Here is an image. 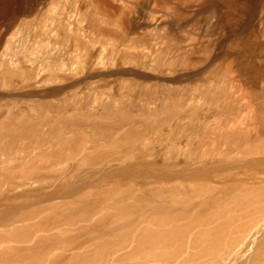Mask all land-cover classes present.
I'll list each match as a JSON object with an SVG mask.
<instances>
[{
	"label": "bare ground",
	"instance_id": "obj_1",
	"mask_svg": "<svg viewBox=\"0 0 264 264\" xmlns=\"http://www.w3.org/2000/svg\"><path fill=\"white\" fill-rule=\"evenodd\" d=\"M21 1L23 2V0H0V6L2 7V12H3L2 16L5 17L7 15H13L17 11H19L21 9V6H23L21 4ZM133 1H135V0H133ZM174 1H176V0H174ZM27 3H28V1H27ZM132 3L133 2H131V0H83L82 6H86V8L88 10V11L86 10L87 15L92 16V19L90 20V24H91L90 26L97 29V31L99 32V34L102 37L106 36V38L109 37V38H111V40H113V45H112L113 48H111L113 50V52H115V53L119 52L120 53V51H121L124 53V52L128 51L130 53V50H136L135 44H139L141 46L140 47L141 50L139 51L140 53L138 52V55L140 54V58L138 59V57H137L138 60H136V59L133 60V58H131V57H126V58H128L127 60H129V58H130V60L128 62H126L125 65H128L130 67L132 66V67L128 70L125 69V71L124 70L121 72L119 71L120 73L118 72L119 75H121V77H123V80L120 78V80H122V83L120 84V86H122L128 90V92L127 91L126 92L128 93L127 95H129V98H131L135 95H143V96L145 95V97L147 98V102L149 101L151 103V101L154 100V93H156L155 91L157 89L159 90V88L161 89V87H162L161 92L163 94L165 93L167 96L170 95L171 97H169V96L168 97L170 99H172V95H174L175 92L173 90L167 88L166 85L164 86V84L162 82L163 81H172L174 79V77L176 76V74H179L180 70L178 69L179 70L178 71L177 69H175L176 67L178 68L177 65H179V63H180V61L178 59H181L183 61L182 62L183 64L180 63L179 66H181V65L184 66V68H182V69L180 68L183 71V74H181L182 72L180 73L181 75L184 76V74L186 72H188L189 70L191 71L192 70L191 67L195 66V65H193V63L196 64L195 61L198 60V59L195 60L193 58L196 57L195 55L199 52V50H201L202 48L204 50L207 46H209L211 38H209V36L205 30L201 31L200 33H196V34L188 33V35H185L182 38L177 37L173 33L171 35H168V36L167 35H164V36L158 35V33H156L157 32L156 30L164 21L165 18H163V16L150 17V21L148 24L151 25L153 27V29H155V30H152L153 33L151 32L149 34H146L145 36H142L141 33L138 34L139 33L138 32L139 29L137 28L138 26L137 27L133 26L134 23L132 24V22L128 19L129 16L127 17L124 15V10H121L118 8V7L123 8V9L125 8V10H126V8L131 7ZM252 3H253V0H252ZM196 4H198V3H196ZM115 5L116 6L118 5V6L114 7ZM50 6H51V4H50ZM72 6H73V4H72ZM198 6H200V5H198ZM256 6L258 7V5H256ZM256 6H255V8H256ZM169 7H171V6H169ZM193 7L190 8L191 12H193L195 10ZM174 10H175V8H174ZM253 11H252V15L254 16ZM133 12H135V11H133ZM256 13L257 12L255 11V14ZM87 15L85 16V12H84V16L89 17ZM97 15H102V16L107 15V16L111 17L112 19L118 18V20L116 21L117 23L115 25L116 27L118 26V28H119L118 30H116L117 32L110 30V28H108L107 26H105V27H102V26L98 27L99 25L96 26L97 22L95 21L96 23L95 24L93 23V20H94L93 16H97ZM44 16H46V15H44ZM255 16L257 17V14ZM260 17H261V15H260ZM249 18H250V16H249ZM53 19H55V18H53ZM257 19H258V17H257ZM259 19H261V18H259ZM111 20H110V22L112 23L113 20L112 21ZM191 22H192V20H191ZM250 22L252 23V21H250ZM43 23H44V21H43ZM81 23H79V24H81ZM114 23H115V21L113 22V26H114ZM176 24H178V23H176ZM177 26H176V28H177ZM181 29H183V28H181ZM187 29H189V28H187ZM92 30H94V29L92 28ZM21 31H23V30H21ZM166 32H164V33H166ZM197 32H199V31H197ZM72 33H73V31H72ZM259 35H262V34L259 33ZM73 36H75V35H73ZM71 38H73V37H71ZM94 41H96V38ZM55 43H57V42H55ZM65 43H66V40H65ZM75 43H78V42H75ZM64 45L67 46V44H64ZM79 47H81V46H79ZM44 49H45V47H44ZM206 49H208V48H206ZM85 50L88 51V49H86V48H85ZM51 51L52 52L50 54L48 53L47 57H46L47 58L46 63H45L46 67L41 68V69L39 68L40 69L39 71H37V69H35L34 62H36V61H34L32 59V57L30 58V55H28V54H30L29 52L26 55H24L23 61L25 63L24 65L26 66L27 69L25 71H23V73L19 74V71H17L19 66L21 67V65L23 63L22 61H20V63L19 62H11L12 67H10V69L6 67L4 69L5 73L8 76H17L18 75L20 78V80L18 81L19 85H20L19 89L21 91H24L25 93L22 96H20L21 94L17 95L18 97H16V98L12 95H9V94H7L9 96L5 97L6 96L5 95L2 98L11 99V102L13 101V102H18V103L21 102L24 98H25V102H26V100L30 101V89L31 88H38V87H41L47 83H49V85H52L50 83H54V82L62 83V87L58 90H55L51 94L57 95V94H64L67 92L66 94L70 96V94H68V91H71L72 93H74V95L75 94L77 95V88L80 85V83L82 82L81 79H83V78L78 79V78H76L77 76L76 77L74 76L75 72L79 68L77 66V63L74 61L73 62L66 61V60H69L68 57H67V59H62V58L58 57L57 54L54 52V49H52ZM87 51H85V52H87ZM24 53H26V52H24ZM44 53H45V50H44ZM44 53H42V54L44 55ZM111 53H112V51H111ZM33 54H31V56ZM122 55L125 58L126 55L125 54H122ZM211 56H213V55H211ZM76 57H78V56H76ZM93 57H94V54L93 55L90 54L89 59L92 62L91 65L93 66L92 68L90 66L91 71L98 72L100 74L99 71L104 70L103 69L104 63L101 61V59L99 57H96L94 59H93ZM115 57H117V54L115 55ZM221 58L223 59V57H221ZM106 59H107V56H106ZM119 59H120V57H119ZM193 60H195V61H193ZM227 60L230 61L231 59H227ZM7 61H8V59H7ZM80 61H82L81 58H80ZM178 61H179V63H177ZM224 61H225V59H224ZM86 63H88V61ZM86 63H84V64H86ZM176 63H177V65H176ZM213 63L214 62L212 61V64ZM88 64L90 65V62ZM222 64H223V66H225L224 69L226 68L227 70L230 71V74H229L230 76L228 78L230 79V77H231L230 82H231L233 88L238 87L240 90V91L239 90L238 91L247 97V100L245 99L247 101V106L245 105L247 107L246 108L247 111H246L245 115H247V117L250 119V122L251 121L255 122V119L257 116H255L256 114H254V112H256L257 115H260V114H258L256 109L258 108L260 110L263 108L262 104H260L261 106L258 105L260 102H258V104L256 102L254 103L252 98H250V97H252L251 94H253L252 91H255L254 92V94H255V93H257V90L255 89V87H252L251 85L246 83L245 82L246 80L243 82L241 80V78H239V75H235V73H237L238 71H236L234 73V71H233L234 67H232V63H226V61H225ZM40 66L41 65H39V67ZM210 66H211V64L209 65V68H210ZM233 66H234V64H233ZM87 67H85V69H87ZM37 68H38V66H37ZM82 69H80V70L83 71L84 69L83 70ZM110 69H112V68H110ZM195 69L196 68H194L193 70H195ZM205 70H207V69H204V71ZM20 72H21V70H20ZM84 72L87 73V70ZM84 72H83V74H84ZM93 72L88 73L87 74L88 77H87V75H85V78L86 77L87 78H96V77L99 78L98 74L93 73ZM193 72H195V71H192V73ZM79 74H78V76H79ZM91 74H94V75L91 76ZM82 75H80V76H82ZM119 75L116 76V78L119 77ZM224 75H226V74L224 73ZM103 76L109 77L107 74H104ZM196 76L197 77L202 76V78H199L198 80H196V78H194ZM177 77H178V75H177ZM177 77L175 78L176 80H177ZM186 77H187V79H194V81L195 80L201 81V83H196V84L194 83L196 85L195 87L198 90V92L200 91V93H201V91H203V90H205V91L208 90V88H207V90H206V88L201 90L203 87H207V85L205 86V82H203L204 79H206L205 77H207V76L203 75V73L200 72V73H195L192 75H186ZM208 77H210V76H208ZM211 77H212V75H211ZM114 78H112V79H114ZM118 79L119 78H117V80ZM222 79L225 80L226 78L223 77ZM9 80H10V78H9ZM209 80H207V82H209ZM219 80H220V78H219ZM96 81H99V80H96ZM105 82H104V84H105ZM108 83H110V82H108ZM190 83H191V81H190ZM7 84L9 86V83H7ZM184 84H186V83H184ZM187 84H189V83H187ZM212 85L213 84L211 83V86ZM223 85H225V84H223ZM11 86H12V84H11ZM57 86H59V84H57ZM105 86H106V84H105ZM189 86H192V85L189 84ZM209 86H210V83L208 84V87ZM227 86L230 87V85H228V84H227ZM216 87H217V89L220 88V89H218L220 91L223 88V87H221V85H220V87L219 86H216ZM52 89H54V88H52ZM186 89H187V87H186ZM211 89L209 91H213L214 87L213 88L211 87ZM197 90H195V88H194V90H193L194 92L192 91V93L197 94L198 93V92H196ZM225 91H227V90L223 89V91H221V93L223 95H225V93H226ZM35 92L38 93L37 91H35ZM119 92H121V91H119ZM119 92H118V94H119ZM123 92H125V91H123ZM216 92H217V90H216ZM200 93H198V95ZM229 93H231V92H229ZM82 94H84V93H82ZM118 94L116 93V95H118ZM123 94L121 93L122 96H123ZM165 94H164V96H166ZM196 94L193 95V97L191 96L193 98V99L191 98L192 102L194 101V103L198 100L197 99L198 97L197 98L194 97V96H196ZM204 94H205V96L208 95L206 93H204ZM56 95H55V97L58 96V95L57 96ZM127 95L125 93V95L123 97H126V99H127V97H128ZM216 95H218V94H216ZM228 95L229 94L227 93L226 99H227ZM237 95H238V92H237ZM164 96H162V97H164ZM86 97H88V96H86ZM111 97H112V95H111ZM115 97L116 96L114 94V97H112V99H114ZM123 97H120V98H123ZM186 97H185V99H186ZM118 98H117V100L120 99V98L119 99ZM129 98H128V100H132V98L131 99H129ZM146 98H144V99H146ZM169 98L166 99L167 103H164L165 102L164 98H161V99H163L162 100L163 102H162L161 108L156 107V109H158L157 112L160 110V112H162L168 116L174 115V114L179 115L182 112V107L184 106V103H183L184 101L182 102L180 97H178L179 100H176L175 102L172 101L174 103H173V105H171L172 103L169 104V102H168L170 100ZM178 98H176V99H178ZM195 98L197 99L196 101H195ZM210 98L212 100V97H210ZM215 98H217V96ZM222 98L219 97V99H221L220 101H222ZM97 99H98V97H97ZM112 99L110 98L111 102H112ZM140 99L142 100V98H140ZM183 99L184 98L182 97V100ZM204 99H205V97H204ZM207 99H209V98H207ZM207 99H205V100L207 101ZM231 99L232 98H230V100ZM258 99H256V100H258ZM134 100L136 101L135 98H133L132 101H134ZM199 100L204 103V100L203 101L201 99H199ZM211 100L209 101V104L211 103ZM69 101H70V99H69ZM71 101H73V100H71ZM187 101L189 102V100H187ZM215 101L217 103L218 100H215ZM111 102H109V103H111ZM120 102H121V99H120ZM188 102H187V104H188V106H187L186 101H185L186 107H188L189 111H192L195 113L196 108H194V103L192 104V102H189V103ZM197 102H196V104H197ZM135 103H137V102H135ZM213 103H212V105L214 106V104H216V103H214V104ZM147 104H149V103H147ZM206 104H208V103H206ZM142 105H144V104H142ZM217 105H218V103H217ZM223 105H224V103H223ZM257 105H258V107H256ZM8 106H9V104H8ZM221 106H222V104L220 103V105H218V107L220 108ZM112 107H114V106H112ZM117 107H118V105H117ZM255 107H256V109H255ZM12 108H14V107H12ZM217 108H215L216 111L220 112L221 110L220 109L217 110ZM15 109H16V107H15ZM110 109H111V106L107 102V104L104 107V110L110 111ZM151 109H150V111H151ZM198 109H201V108L198 107ZM121 110H123V109H121ZM186 110H187V108H186ZM113 111H111V112H113ZM150 111H149V114H150ZM102 112H103V110H102ZM116 112H117V110H116ZM116 112H114V113H116ZM262 112L263 113H261V114H264V111H262ZM126 113L130 114L128 112H126ZM151 113H153V111H151ZM202 113H203V111H202ZM228 114H230V113L228 112ZM72 115H74V114H72ZM72 115H70V116L73 118L74 116H72ZM134 115H136V114H134ZM178 115H177V117H178ZM219 115H223V113L222 114L220 113ZM219 115H217V116H218V118L221 119V116L219 117ZM195 116H198V114ZM142 117H145V116H142ZM190 117H191V115H190ZM247 117H245V118H247ZM149 118H150V120H152L151 119L152 117H149ZM195 118L192 119L193 122H194ZM245 118H243L244 121H241L242 118H241V120L239 118L238 120H240V121H237L233 124H230V126H228L229 124L227 123L228 121L226 119H224L226 121H223V119H221L222 121H221L220 125L217 124L216 125L217 127H214V128L208 127V126H212L209 124L206 127L207 124H205L206 123L205 121H204L205 123H202V125L205 124L204 127H206L203 130V132L205 133L204 135H207L208 138H209V136L212 137V135L216 136L217 139L213 143L216 144V142H217V144H219V145L221 144L223 146V148L225 147V149L222 148L221 151L213 150V151H209V153H208V152H206V151H208V149H206L204 152L205 154L202 153V155H198L199 151L197 152L196 150H194L196 152L195 153V152H192L193 151L192 150L191 151L192 153L190 151H187L188 153L183 154V153H181L182 150L180 149V147H182L183 145L179 142V141H181V139L180 140L177 139L178 142L180 143L179 146L177 143H176L177 145L174 144V142L172 143V140L170 139V141H169L171 143V144H169V145H171L170 146L171 148L169 147L170 152L168 153V155L165 157V159L163 161H158L154 157V153H151L153 150L150 149L149 147H147V144H145L143 142L140 143L139 141L137 142L136 141L137 138H136L135 141L137 143H140V145L137 144L133 139H132V144L134 142L137 145V148H139L142 144L140 149H136V148L134 149V148H131L128 146L129 148L124 150L126 152L121 154V156L117 157V159H119L120 161L115 159V160H117V163L115 165H113L112 162H109L108 159H107L108 161H104L103 163L96 161V160L100 159L99 155L100 154L102 155V153L100 151H97L100 153V154H98L99 158H97V159L95 158V160L92 159L93 161L91 160L90 163H93V164L100 163V165L102 164L101 165L102 172L100 173V175H97V173H95V175H94L92 172H88V171H86L87 173L83 172V174H82L80 172L81 171V169H80L81 163L80 164L78 163V164L73 165L71 167L69 165L70 168L68 167L65 170L63 169L62 172H59L61 174H59L57 172V170H60V168H61V166H59L60 167V168L58 167L59 169L54 170V171H56V173L59 174V176L54 177V175H56V174L52 175V173H50L51 176H49V175L44 176L43 175L44 177H42L41 175H37L35 172H33L36 170L31 171L32 170L31 167H33V166L30 167V161H25V162L21 163L19 166L11 164L13 161H15L16 158H18L17 157L18 155L11 152V145L4 146L1 149L2 155L6 154V156L8 155L10 157H8V163L9 164L6 165L3 169L5 171V174H7V172H8V175L5 178V181L7 182V186L5 187V189L1 188L2 186H1V182H0V264H264V140L253 139L250 135H248L250 133L247 134L245 132V130L247 129L246 131H248L249 128L251 129L249 131H254V129H257V128H254L255 123L246 122ZM9 119H11V117ZM88 119H89V117H88ZM170 119L172 120V118H170ZM220 119H219V122H220ZM16 120L17 121L15 123H13V119H12V122L0 123V133L7 131L11 135L15 131L16 132L23 131L24 128L28 125V120H26L25 117H20V118H17ZM118 120H119V118H118ZM150 120H148V122H147L148 127H150V125H152L149 122ZM186 120H187V118H186ZM190 121L188 122L189 124H191V122H192V121L191 122ZM2 122H4V121H2ZM198 122H199V120H198ZM143 123H141V124H143ZM195 123H196V120H195ZM260 123H263V122L261 121ZM155 124L157 125V123H155ZM170 124H172V123H170ZM175 125H177V124H175ZM96 128H98V127H96ZM192 128H193V126H192ZM192 128H191V130L194 131ZM167 129H169V128H167ZM180 129L182 130V128H180ZM187 129H189V128H187ZM197 129H199V128L197 127ZM141 130L144 131V129H142V128L140 129V131ZM171 130H173V129H171ZM183 130H185V129L183 128ZM135 131L131 132V130H129V133L131 132L132 134H135ZM176 131H177V129H176ZM192 131H190L191 134L193 133ZM112 132H113V130H112ZM190 132L188 134H190ZM254 132L256 133L257 131L255 130ZM259 132H261V131H259ZM141 134L143 135L144 132H141ZM202 134H201V136H202ZM27 135H29V134H27ZM161 135H163V133ZM196 135H198V134H196ZM204 135L202 136V138L204 137ZM96 136L98 137V134ZM105 136L108 137L109 135L105 134ZM167 136H169V134H167ZM170 136H173V135H170ZM93 137H95V136H93ZM97 137H95V138H97ZM128 137H130V134L127 136V138ZM142 137H144V136H141L139 138L141 139ZM146 137H147V135H145V138ZM157 137H158V141H160L159 136H157ZM234 137H236V138L234 139ZM86 138H87V136H86ZM91 138H92V135H91ZM109 138H111V136L108 137V139ZM145 138H143V139H145ZM205 138H206V136H205ZM205 138H203V139H205ZM147 139H149V137ZM156 139H155V141L157 142ZM70 140H71V138H70ZM105 140H106V138H105ZM124 140H125V137H124ZM152 140L153 139H151V142H152ZM31 141H32V139H31ZM91 141H92V139H91ZM155 141H154V143H156ZM182 141L184 142L183 139H182ZM190 141H188V142H190ZM8 142H9V140H8ZM40 142H41V144H43L42 141H40ZM125 142L128 143L129 141L127 140ZM130 142L128 143V145L130 144ZM148 142H150V140L147 141L146 143H148ZM162 142H164V140ZM188 142H187V146L189 144ZM16 144H17V142H16ZM114 144L116 145V143H114ZM132 144L130 146H132ZM160 144H162V143L159 142V145ZM112 145H111V148L113 151V148H116V147H115V145H114V147H112ZM134 145H133V147H134ZM152 145H153V143H152ZM211 145H214V144H211ZM23 146H25V145L23 144ZM94 146H96V145H94ZM14 147L16 148V146H14ZM21 147H22V145H21ZM79 147H80L79 148L80 150L83 149V148H81V146H79ZM82 147H84V146H82ZM122 147H125V144ZM126 147H127V145H126ZM205 147H206V144H205L203 149H205ZM198 148L199 147H197L196 149H198ZM161 149L163 150L162 147H161ZM166 149H167V147H166ZM183 149H187V147L183 148ZM214 149H216V148H214ZM76 151H78L77 148H76ZM23 153H24V151H23ZM200 153H201V151H200ZM208 154H209V156H208ZM109 155H110L109 157H111V154H109ZM6 156H5V158H6ZM95 156L97 157V155H95ZM26 158H27V156H26ZM92 158H93V156H92ZM21 159H22V157H21ZM63 160H65V158H63ZM85 162H88V160H85ZM109 163H111V164H109ZM48 165H49V163H48ZM35 166L37 167V165H35ZM63 168H65V167H63ZM18 169H19L20 176H21V179H20L19 178L20 176L18 175L19 180H17L18 179V178H16L17 176L15 177V175H14V171H16V174H17ZM97 169L100 170L99 168H96L95 171ZM48 172H47V174H48ZM64 173H66V174L64 175ZM0 181H1V179H0ZM30 190L36 191V193H30ZM31 196L35 197L36 200L34 199L35 200L34 201L32 199V201H34L38 206L39 205H43V206L47 205V207H48V204L51 205L52 202H54V201L63 200L64 202L67 203L66 211H63V209H62V211H55L54 207L57 208V206L53 207L51 205L52 207H50V206L48 207L49 210H52L53 208H54V210H52V211H48V209H47V211L44 210L45 215L42 216L38 221H36L35 224H33L32 222L31 223L33 225H31V226H30V224H24L26 221H28V223H29V221L32 220V219H30V217L33 218V216H36L38 213H41V210L38 209V207H36V208H37V210H40V211H37L35 208H34V210H36V211H30L31 210V208H30V197ZM34 202H32L31 204H33ZM58 203H56V204H58ZM56 204H54V205H56ZM40 208H41V206H40ZM43 209H44V207H43ZM38 216H39V214H38ZM30 239H31V241H30ZM15 242L26 243L27 245H24L23 247L13 246L12 243H15Z\"/></svg>",
	"mask_w": 264,
	"mask_h": 264
},
{
	"label": "rangeland",
	"instance_id": "obj_2",
	"mask_svg": "<svg viewBox=\"0 0 264 264\" xmlns=\"http://www.w3.org/2000/svg\"><path fill=\"white\" fill-rule=\"evenodd\" d=\"M27 1H28V3H27ZM56 1L55 0L54 1L53 0H23V2L21 1V4L23 6H21V9L16 12L17 14L14 13L13 15H7L5 17L2 16L3 12H2V7L0 6V90H1L0 91V123L12 122V119H13V123H15L17 121L16 119L20 118V117H25L26 120H28V125L24 128L23 131H20V132L15 131L11 134L12 136L7 131L0 133V179H1L0 182H1V186H2L1 188L5 189V187L7 186V182L5 181V178L7 177L8 172L6 171L7 174H5V171L3 169L6 165L9 164L8 163V157H10L8 155L6 156V154L2 155L1 149L4 146H9V145H11V152L18 155L17 156L18 158H16L15 161H13L11 164L19 166L21 163H23L25 161H30V167L33 166V167H31L32 170L31 169L30 170L31 171H33V170L37 171L38 170L37 172L36 171H33V172H35L37 175H41L42 177H44L45 175L51 176L50 173H52V175L56 174V175H54V177L59 176V174H61L59 172H62L63 169L65 170L69 167V165L71 167V166L76 165L78 163L79 164L81 163L80 164V166H81L80 172L82 174H83V172L87 173L86 171H88V172H92L94 175H95V173H97V175H100V173L102 172V170H101L102 164L100 165V163H103L104 161L109 160V162H112V164L115 165L117 163V160H119V159H117V157L121 156V154L126 152L124 150L128 149L129 147L134 148V149L135 148L140 149L142 144L139 148H137V145L134 142L132 144V139L135 141L136 138H137V140H136L137 142L139 141L140 143L143 142V143L147 144V147H149L150 149H152L154 151V152L152 151L151 153H154V157L158 161H163L165 159V157L168 155V153L170 152L169 151V149L171 148L170 147L171 145H169V144H171L169 142L170 139L172 140V143L173 142H174V144L177 143L178 146L180 145V143L183 145L182 147H180V149L182 150L181 153H183V154L188 153L187 151L191 152L192 150H193L192 152H195L194 150H196L197 152L199 151L198 155H202V153L205 154L204 152L206 149H208V151H206L208 153H209V151H213V150L221 151L223 146L221 144L220 145L217 144V142H216L217 145L215 143H213L216 141L217 137L212 135V137L209 136V138H208L207 135H204L205 133L203 132V130L208 126V124L212 125V126H208L210 128L211 127L212 128L217 127L216 125L217 124L220 125V123L222 121L221 119H223V121L227 120L228 121L227 123L229 124L228 126H230V124H233L237 121H240L241 118H242L241 121H244L243 118L247 117V115H245V113L247 111V109H246L247 108L246 107L247 106V101H246L247 97L244 94H241V92H239L240 90L238 87L233 88V86L230 82L231 77H230V79L228 78L230 76L229 75L230 71L227 70L226 68L224 69L225 66H223V64H222L225 61H226V63H232V67H234L233 68L234 70L233 69L232 70L234 71V73L236 71L239 72V73L238 72L235 73V75H239V78H241V80L243 82L246 80L245 81L246 83H248L252 87H255V89L257 90V93H255V94H254L255 91H252L253 94H251L252 97H250V98H252L254 103L256 102L258 104V102H260L258 105L261 106L260 104H262L263 108L261 107L262 109L259 110L258 108L256 109V107H258V105L255 107L258 114H260V115H257V113L254 112V114H256L255 116H257L255 119V122H252V121L250 122V119L248 117H247L248 119L245 118L246 122L255 123L254 128H257L258 130L254 129V131L256 130L257 134L254 131H249V130H251L250 128L248 129V131H246L247 130L246 129L245 132L247 134L250 133L248 135H250L253 139L264 140V135H263L264 134V118H263L264 114H261V113H263L262 111H264V85H263L264 84V0H258V1L253 0V3H252V0H176L177 2L174 0H151V1L150 0H146V1L145 0H143V1L142 0H135V1L131 0V2H133V3L131 4V7L126 8V10H125V8L123 9V8L118 7L119 9L124 10L125 16H127V17L129 16L128 19L132 22V24L134 23L133 26H135V27L138 26L137 27L139 29L138 34L141 33L142 36H145L146 34L151 33L152 30H155V29H153V27L151 25L148 24L150 21V17L163 16V18H165L164 21L157 28V30H156L157 32L155 31L156 33H158V35H161V36L167 35L168 36V35H171L173 33L177 37L182 38L185 35H188V33L196 34V33H200L201 31L205 30L207 32L209 38H211L209 46L206 47L208 49L205 48L203 50V48H202L195 55L196 57L193 58L195 60L198 59L197 60L198 62L193 60L196 63V64L193 63V65H195L196 67L192 65L194 68H196L195 70H193L194 68L191 67L192 70L191 71L189 70L191 73L188 71L190 74L188 72H186L184 74V76L181 75V74H183V71L181 69L184 68V66L183 65L179 66L180 63H182L183 61L181 59H178L180 61V63H179V61L177 62V63H179V65H177V63H176L178 68L175 66L176 67L175 69L180 70V71L178 70L179 74H176V76L174 77V79L172 81H163L162 82L164 84V86L166 85L167 88H169L175 92V94L172 95V99L173 98L174 99L173 100L170 99L169 97H171V96L168 95L169 96L168 97L165 93L164 94L166 96H164V94L161 92L162 91V87H161V89L159 88V90L157 89L155 91L156 93H154V100L151 101V103L149 101L147 102V98L145 97V95L144 96L143 95H135L136 97L135 96L131 97L132 100H133V98H135L136 101L135 100L134 101L128 100V98H129V95H127L128 90L126 88L120 86V84L122 83L123 77H121V75H119V73L123 70L125 71V69L128 70L132 67V66L130 67L128 65H125V63L130 60V58H129V60H127L128 58H126V57H131V58H133V60L134 59L138 60L140 58V54L138 55V52L141 50V48H140L141 46L139 44H135L136 50H130V53L128 51L124 52V53L121 51H120V53L119 52L118 53L113 52V50L111 49V48H113V46H112L113 40H111V38H109V37L106 38V36L102 37L99 34V32L97 31V29L90 26L91 25L90 20L92 19V16L87 15L86 6H82L83 0L82 1L81 0H79V1L78 0H56ZM196 3H198V4H196ZM50 4H51V6H50ZM72 4H73V6H72ZM198 5H200V6H198ZM256 5H258V7ZM117 6L115 5L114 7H117ZM169 6H171V7H169ZM255 6H256V8H255ZM191 7H193L195 9V10L193 9L194 10L193 12H191V9H190ZM174 8H175V10H174ZM133 11H135V12H133ZM252 11L254 12V16L257 14L258 19L256 16L254 17L252 15ZM255 11L257 12L256 14H255ZM84 12H85V16L87 15L89 17H85ZM44 15H46V16H44ZM260 15H261V17H260ZM249 16H250V18H249ZM93 17H94L93 23L95 24L97 22L96 26L99 25L98 27L107 26L108 28H110V30H112L114 32H117L116 30L119 29L118 26L117 27L115 26L118 18L112 19L111 17H109L107 15L106 16L97 15V16H93ZM53 18H55V19H53ZM259 18H261V19H259ZM109 19L113 20V21L111 20L112 23L110 22ZM191 20H192V22H191ZM43 21H44V23H43ZM114 21H115V23L113 26ZM250 21H252L253 24ZM79 23H81V24H79ZM176 23H178V24H176ZM175 25L176 26L178 25L177 28ZM92 28L94 30H92ZM181 28H183V29H181ZM187 28H189V29H187ZM21 30H23V31H21ZM72 31H73V33H72ZM197 31H199V32H197ZM164 32H166V33H164ZM259 33L262 35H259ZM73 35H75V36H73ZM71 37H73V38H71ZM95 38H96V41H94ZM65 40H66V43H65ZM74 41L78 42V43H75ZM55 42H57V43H55ZM64 44H67V46ZM79 46H81V47H79ZM44 47H45V49H44ZM85 48L88 49V51L85 50ZM52 49H54V52L57 54L58 57H60L62 59H67V57H68L69 60H66V61H69V62L74 61L77 63L79 70L77 69L78 72L76 71L77 73L75 72L76 75L74 74V76L75 77L77 76L76 78H78V79L83 78V79H81L82 82L80 83V85L77 88V95L76 94L74 95V93H72L71 91H68V94H70V96L67 95L66 94L67 92H66L64 94H57L58 96L55 94L57 96V97H55V95L51 94V93L54 92L55 90L60 89L62 87V83L54 82V83H50L52 85H49V83H47V84H44L43 86L38 87V88H31L30 89V101L26 100V102H25V98L24 99L22 98L23 100L18 103V102H13V101L11 102V99L2 98L5 95H6L5 97L12 95L16 98V97H18L17 95L21 94L20 96H22L25 93L24 91H21L19 89L20 88V85L18 82L20 80L19 76L18 75L17 76H8L5 73L4 69L6 67L9 69H10V67H12L11 62H19L20 63V61H22L23 63L21 65V67L19 66L17 71H19V74L23 73V71H25L27 69L26 66L24 65L25 63L23 61L24 55H26L29 52L30 54H28V55H30V58L32 57V59L34 61H36V62H34L35 69H37V71H39L41 68L46 67V64H45L46 59H47L46 57H47L48 53L50 54L52 52L51 51ZM44 50H45V53H44ZM84 50L87 52H85ZM23 51L26 53H24ZM111 51H112V53H111ZM82 52L83 53L85 52V53L83 54ZM42 53H44V55ZM113 53L115 55L117 54V57H115V55ZM31 54H33V55L31 56ZM90 54H92V55L94 54L93 59L96 57H99L101 59V61L104 63L103 69L106 72L104 70H100L99 71L100 74H99L98 72L91 71V68L93 66L91 65L92 62L89 59ZM122 54L126 55L125 58ZM210 54L213 56H211ZM76 56H78V57H76ZM106 56H107V59H106ZM119 57H120V59H119ZM137 57H138V59H137ZM221 57H223V59ZM80 58L82 61H80ZM226 58L231 59V60L228 61ZM7 59H8V61H7ZM224 59H225V61H224ZM87 61H88V63L90 62V65L88 63H86ZM212 61L214 62L213 64H212ZM84 63H86L87 65ZM210 64H211V66H210L211 69L209 68ZM233 64H234V66H233ZM39 65H41V66L39 67ZM37 66H38V68H37ZM90 66H91V68H90ZM85 67H87V69H85ZM110 68H112V69H110ZM80 69H82L83 71H81ZM204 69H207V70L209 69L208 70L209 72L207 70L204 71ZM20 70H21V72H20ZM86 70H87V73L84 72ZM192 71H195V72L192 73ZM83 72H84V74H83ZM91 72L98 74L99 78H97V77L96 78H87L88 77L87 74L91 73ZM200 72L203 73V75H206L207 77L210 76L208 78L207 77H205V78L207 80H209V79L211 80V81L209 80V82H207V80L204 79L203 82H205V86L207 85V87H203V88L201 87L202 89L201 88L200 89L203 90L206 88V90H207V88H208V90L207 91L203 90V91H201V93H200V91L198 92V90L195 87L196 86L195 84L201 83V81H196V80H198L199 78H202V76L201 77H197V76L194 77V78H196L195 81H194V79H187L188 76L186 77V75H192V74L200 73ZM224 73L226 75H224ZM78 74H79V76H78ZM104 74H107L109 77H104L103 76ZM80 75H82V76H80ZM85 75H87L86 78H85ZM93 75L94 74H91V76H93ZM118 75H119V77H117V78H119V79L117 80L116 76H118ZM177 75H178V77H177ZM211 75H212V77H211ZM176 77H177V80L175 79ZM223 77L226 79L225 80L222 79ZM9 78H10V80H9ZM112 78H114V79H112ZM120 78L122 80H120ZM219 78H220V80H219ZM87 80L88 81L90 80L89 81L90 83ZM96 80H99V81H96ZM190 81H191V83H190ZM6 82L9 83V86ZM104 82H105L106 86H105ZM108 82H110V83H108ZM184 83H186V84L189 83L192 86H189V84L186 85ZM209 83H210V86H211V83L213 84L211 86L212 88L214 87L213 91H209L211 89L210 86L208 87ZM11 84L13 87L11 86ZM57 84H59V86H57ZM223 84H225V85H223ZM227 84L230 85V87H228ZM220 85H221V87H223L221 89V91H223V89L227 90V91H225L226 92L225 95H223L221 93V91L218 90L220 88L217 89L216 86L220 87ZM186 87H187V89H186ZM193 87L195 88V90H197L196 92L200 93L199 94L200 96L198 95V93L197 94L195 93L196 96H194L196 98L198 97L197 98L198 100L195 98V101L196 100L198 101V102L196 101L197 104H196V102L194 103V101L192 102V99H193L192 97H193V95H195L194 93H192V91L194 90ZM52 88H54V89H52ZM216 90H217V92H216ZM35 91H37L38 93H36ZM119 91H121V92H119ZM123 91H125V92H123ZM109 92L110 93L112 92V93L110 94ZM118 92H119V94H118ZM229 92H231V93H229ZM237 92H238V95H237ZM82 93H84V94H82ZM116 93L118 95H116ZM121 93L122 94L124 93L123 96L126 93V95L128 96L127 99H126V97H123L121 95ZM204 93H206L208 95L205 96ZM227 93L229 95L227 96V99H226ZM7 94H9V95H7ZM114 94L116 97L114 99H112V97H114ZM216 94H218V95H216ZM111 95H112V97H111ZM86 96H88V97H86ZM117 96L123 97V98L119 97L121 99V102ZM162 96H164V97H162ZM203 96L205 97V99L209 98V99H207L208 102L204 99ZM216 96H217V98H215ZM218 96L220 98L223 97L222 101H220L221 99H219ZM97 97H98V99H97ZM178 97H180L182 102L184 101L183 102L184 106L182 107V112L179 114L180 116L178 114H177L178 117L176 114L168 116V115L160 112V110L157 112L158 109H156V107L161 108V105L163 102L162 101L163 99H161V98H164V100H165L164 103H167L166 99L169 98L170 99V100L168 99L169 104L172 103L171 105H173V103L176 100H179ZM182 97L184 98L183 100H182ZM185 97H186V99H185ZM210 97H212V100ZM110 98L112 99V102H111ZM117 98L119 100H117ZM131 98H129V99H131ZM140 98H142L143 101ZM144 98H146V99H144ZM176 98H178V99H176ZM230 98H232V99L230 100ZM69 99H70V101H69ZM199 99H201L202 101L204 100V103L201 102ZM256 99H258V100H256ZM71 100H73V101H71ZM187 100H189V102H192V104L194 103V108H196L195 113L192 111H189L188 107H186V104L188 102ZM210 100H211V103L209 104ZM215 100H218L222 104V106L220 108L218 107V105H220V103L217 101V103H218V105H217ZM172 101H174V102H172ZM185 101H186V104H185ZM107 102L111 106L110 111H105L106 109L104 110V107L107 104ZM109 102H111V103H109ZM135 102H137V103H135ZM213 102L216 104H214ZM147 103H149V104H147ZM206 103H208V104H206ZM212 103L214 104V106L212 105ZM223 103H224V105H223ZM8 104H9V106H8ZM142 104H144V105H142ZM117 105L119 108L117 107ZM11 106L14 108H12ZM112 106H114V107H112ZM187 106H188V104H187ZM15 107H16V109H15ZM198 107L201 109H198ZM186 108H187V110H186ZM215 108H217V110L220 109L222 112L216 111ZM115 109L117 110L118 113L116 112ZM119 109L120 110L123 109V110L120 111ZM150 109H151V111H153V113H151ZM102 110L104 113L102 112ZM111 111H113V112H111ZM149 111H150V114H149ZM202 111H203V113H202ZM114 112H116V113H114ZM126 112H128L130 114H127ZM228 112L230 114H228ZM220 113L221 114L223 113V115H219ZM72 114H74V115H72ZM134 114H136V115H134ZM197 114H198V116H195ZM70 115H72L74 117L72 118ZM190 115H191V117H190ZM217 115H219V117L221 116V119L218 118ZM142 116H145V117H142ZM10 117H11V119H9ZM88 117H89V119H88ZM149 117H152L151 118L152 120H150ZM118 118H119V120H118ZM170 118H172V120ZM186 118H187V120H186ZM193 118H195L196 123H195V120L193 122V120H192ZM239 118H240V120H238ZM219 119H220V122H219ZM224 119H226V120H224ZM148 120H150L149 122L152 124V125H150V127H148V123H147ZM188 120L189 121L191 120L194 124L191 121H190L191 124H189ZM198 120L200 123L198 122ZM2 121H4V122H2ZM153 121L155 123H157V125ZM261 121L263 123H260ZM141 123H143L145 126ZM170 123H172V124H170ZM202 123L207 124L206 127H204L205 124L202 125ZM175 124H177V125H175ZM192 126H193V128H192ZM196 126L200 130L197 129ZM96 127H98V128H96ZM141 128L144 129V131L143 130L140 131ZM167 128H169V129H167ZM180 128H182V130ZM183 128L186 131L183 130ZM187 128H189L190 130ZM191 128L194 131H192ZM171 129H173V130H171ZM176 129H177V131H176ZM112 130H113V132H112ZM129 130H131V132H134L136 130L135 131L136 135L132 134L131 132L129 133ZM190 131H192L193 133L191 134ZM259 131H261V132H259ZM141 132H144V134L142 135ZM189 132H190V134H188ZM162 133H163V135H161ZM200 133L202 134V136L204 135L203 138H205V136H206V138L203 139ZM27 134H29V135H27ZM97 134H98V137L96 136ZM105 134L109 135L108 137L111 136V138L108 139V137L105 136ZM129 134H130V137L127 138V136ZM167 134H169V136H167ZM196 134H198L199 136ZM91 135H92V138H91ZM145 135H147L146 138H145ZM170 135H173V136H170ZM86 136H87V138H86ZM93 136H95L97 138H95ZM141 136H144V137H142L140 139L139 137H141ZM157 136H159L160 141H158ZM124 137H125V140H124ZM148 137H149V139H147ZM153 137L155 139L157 138L156 139L157 142L155 141V139ZM70 138H71V140H70ZM105 138H106V140H105ZM143 138H145V139H143ZM235 138L236 137H234V139ZM31 139H32V141H31ZM91 139L93 142L91 141ZM151 139H153L157 144L154 143L153 140L151 142ZM177 139L178 140L181 139V141H179L180 143L178 142ZM182 139L184 140L185 143L182 141ZM8 140H9V142H8ZM127 140L129 142L131 141L129 145H128L129 142L128 143L125 142ZM149 140H150V142L146 143ZM163 140L165 143L162 142ZM40 141H42L43 144H41ZM188 141H190V142H188ZM16 142H17V144H16ZM159 142L162 144L159 145ZM187 142L189 143L188 146H187ZM114 143H116L117 146ZM140 143H137V144L140 145ZM152 143H153V145H152ZM23 144L25 146H23ZM124 144H125V147H122ZM131 144H132V146H130ZM205 144H206V147H205V149H203ZM211 144H214V145H211ZM21 145H22V147H21ZM94 145H96L98 148ZM111 145H112V147H114V145L116 147V148H113V151H112ZM126 145H127V147H126ZM133 145H134V147H133ZM14 146H16V148ZM79 146H81V148H83V149L80 150ZM82 146H84V147H82ZM161 147L163 148L164 151L161 149ZM166 147H167V149H166ZM186 147H187V149H183ZM197 147H199V148L196 149ZM76 148L78 149V151H76ZM214 148H216V149H214ZM223 149H225V147ZM23 151H24V153H23ZM97 151H100L102 153V155ZM200 151H201V153H200ZM98 154H100L99 155L100 159L96 160V161H99L100 163H98V164L97 163L96 164L90 163V161L92 159L95 160V158L96 159L99 158ZM109 154H111V157H109L110 156ZM95 155H97V157ZM5 156H6V158H5ZM26 156H27V158H26ZM92 156H93V158H92ZM208 156H209V154H208ZM21 157H22V159H21ZM63 158H65V160H63ZM115 159H117V160H115ZM85 160H88V162H85ZM48 163H49V165H48ZM109 164H111V163H109ZM35 165H37V167ZM59 166H61V168ZM58 167L60 168V170H57V169H59ZM63 167H65V168H63ZM96 168H99L100 170L97 169L95 171ZM54 170H57V172L59 174L56 173V171H54ZM18 172H19V169L17 171V174H16V171H14L15 177L17 176L16 178H18L20 176V172L19 173ZM47 172H48V174H47ZM65 174L66 173H64V175ZM19 178L21 179V176ZM19 178L17 180H19ZM30 193H36V191L30 190ZM32 199L34 200L35 197H33V196L30 197V208H31L30 211H36L37 210L36 207H38V209L41 210V213H38L39 216L37 214L36 216H33V218L30 217V219H32L33 221L30 220L29 223H28V221H26L24 224H30V226L35 224L36 221H38L42 216L45 215V211H47V209H48V211H52V210H54V208H55V211H62V209H63V211H66L67 203L64 202L63 200L54 201V202H52V204L50 203L53 207L57 206V208L54 207L52 210H49L48 207L49 206L52 207L51 205L48 204V207H47V205H44V206L39 205L38 206L34 202L36 199L34 201H32ZM32 202H34V203L31 204ZM53 203L54 204L58 203V204L54 205ZM40 206H41V208H40ZM43 207H44V209H43ZM34 208L36 210H34ZM40 210H37V211H40ZM30 241H31V239H30ZM12 245L23 247L24 245H27V244L15 242V243H12Z\"/></svg>",
	"mask_w": 264,
	"mask_h": 264
}]
</instances>
